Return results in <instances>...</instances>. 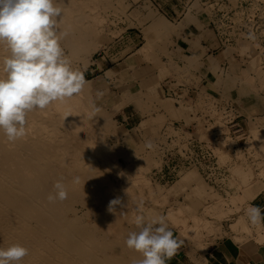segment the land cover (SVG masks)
Listing matches in <instances>:
<instances>
[{"label":"rangeland","instance_id":"rangeland-1","mask_svg":"<svg viewBox=\"0 0 264 264\" xmlns=\"http://www.w3.org/2000/svg\"><path fill=\"white\" fill-rule=\"evenodd\" d=\"M87 1L77 0L76 3L80 2L81 6L88 8L90 12L84 8L86 15H93L92 17L97 15L99 18L94 20L93 25H89L90 27L93 26V30H96V32L92 33V35H95L94 38L91 33L89 34V39H91L92 43L94 42V45L91 43L94 47H91L86 54L83 52V54H77V57H74L75 55H72L67 49H64V52L70 59L72 68L82 71L85 80L88 82L86 84L87 89L83 90L87 95L83 92L81 95H85L84 98L86 100L89 99L88 102L90 101V104L87 101L85 102L89 106L92 105L90 106L91 108L93 104L96 108H99L100 111L97 112L94 111L93 107L92 112L95 115L102 114L101 116L106 117L107 122L109 121L108 124H110L108 125V133L105 135L107 136L106 142L112 153L114 151L115 155L112 157H114V161H117L115 163L121 169L118 167L116 171L117 168L113 166L115 169L112 167L113 169L108 168L107 170L101 165L100 159H95L98 162L97 167L103 171L102 174L106 175V177L109 174L107 177L108 181L111 179L110 183L115 185L116 190L121 191L124 185L121 186L123 180H121L122 176L120 177L118 171H122L127 162L129 168L127 170L126 166L123 174H127L124 177L129 174L132 177L128 176L130 179H126L125 182L134 183L131 180L134 174H131V170L129 171L132 166L126 157H129V160L131 157L130 162L132 163L135 160L137 162V158L150 157L153 159H151L152 163L146 169L147 171H144L143 176L146 180L149 179L147 182H150L153 196L157 194L154 196L157 199L152 197L138 200L140 199L139 197L136 201L138 204L146 206L142 212L145 217V224L157 219L159 216H164L166 212L176 211L179 203L180 205L189 204L191 201V196L190 198L188 196L190 192L191 194L196 190L202 191V194L204 192V197L199 200L200 205L198 203L199 206L197 205L196 209V214L200 218L198 225L202 227L199 230L200 234L197 231L189 232L191 236L185 232L186 235L183 232L181 233L180 231L182 230L174 223L172 224L173 221L170 222L169 218H167L169 214L167 213L165 216L168 227L173 232L174 237L184 241L181 248L187 249L192 256L197 254L203 256L210 251L219 239L227 235V227L238 221V219L242 221V226H239L240 229L241 227L243 228V225L245 227L241 231L250 233L247 228V216L243 214V211L249 205L256 203L257 198L264 194V150H262L264 148L263 49L261 48L257 51V45H242L239 48L225 49L215 53L208 52L206 45L212 47L215 42L211 43L210 36L212 35L208 28L210 11L209 5H203L204 0ZM101 4L103 5L101 6ZM95 23H99L98 26ZM156 23H163L165 29L159 28L157 30ZM189 34L191 36L186 38ZM173 37L175 38L174 41L172 40ZM182 38L186 42V46L181 45ZM220 65H229V70L224 75L218 74L221 71ZM198 71H200L201 75ZM195 72L198 75L194 74ZM168 78L176 80L178 84L183 79L186 81L193 79L194 85L202 91V95L211 92L214 94L219 93L226 101L237 99L240 106L239 110L249 119L247 129L249 130L250 138L247 141V147L253 158L248 168L240 164L233 169L234 180H237L231 183V186L237 188V192L235 191L234 194L224 196L217 193L216 190H213L203 181L199 171L194 169L184 172L180 179L173 184L154 179V169H158L161 163L155 146L149 150L145 147V142L151 140L153 145H155V139L161 135L164 127L167 128L168 122L185 121L188 125L191 124L194 119L191 116L192 112L196 111L190 100L177 106L173 101L164 97V81ZM98 92H102L103 95L98 97ZM198 108L204 116H198V138L202 141L214 143V145L216 143L222 146L225 143L229 144L227 143L228 140H224V137L220 139V136H222L220 130L214 132V128H217L216 126H211L209 122H205L206 117L204 114L216 116L218 111L215 109L216 111L204 112L202 106H198ZM210 109L209 107L206 110ZM217 121L215 119L214 122ZM202 129L203 133L201 132ZM257 131L260 134L262 132L261 137L263 140L257 141L260 136V134L259 136L255 135ZM125 152L128 156H125ZM120 154L121 156H119ZM132 154L133 157L131 156ZM115 156L119 157L116 158ZM112 157L111 159H113ZM100 162L101 164H99ZM128 171L129 174L127 173ZM188 175H192V178L190 180L184 179ZM129 183H127L126 190L133 185L132 183L130 186ZM136 189L138 190V188H134L133 192L135 194L132 193L133 195H137ZM144 200L149 204L147 205ZM148 200L152 201L149 202ZM154 200L157 201L154 202ZM232 200H235V202H232ZM159 203H163L164 207ZM161 209L162 211H160ZM188 226H194L190 219L188 220ZM132 227L133 231L137 230L138 232L140 230L135 226L134 222ZM258 228L259 225L256 229L259 238L257 241L264 242V239H261L264 234L262 236ZM231 231H234L233 227ZM166 264L176 263L170 259L166 260Z\"/></svg>","mask_w":264,"mask_h":264},{"label":"bare ground","instance_id":"bare-ground-1","mask_svg":"<svg viewBox=\"0 0 264 264\" xmlns=\"http://www.w3.org/2000/svg\"><path fill=\"white\" fill-rule=\"evenodd\" d=\"M76 1L57 0V5L64 9L60 28L61 31L68 33L61 39V45L75 55L74 57L82 52L86 54L91 47H94L89 34L92 35L96 30L89 25L99 19L97 15L96 17L86 15L88 8L81 6V1L79 3ZM96 23L95 25L98 26L99 23ZM156 28L157 30L164 28V24L156 23ZM92 36L94 38L95 35ZM9 54L6 46L0 44V74H2L3 58ZM85 86L84 90L87 89V85ZM85 95H75L63 102H53L44 110L37 109L29 112L26 125L27 135L17 139L14 143L8 142L0 132V246L8 247L18 243L27 247L29 255L21 261V264H133V261L143 258L141 253L129 249L125 240L128 233L133 231L134 218L138 214L137 207L140 204L136 202L137 198L140 197L138 200L150 199L157 195L153 196L150 182H147L149 179L146 180L143 176L153 159L136 157L138 161L135 160L132 163L130 162L131 157L130 160L126 157L132 166L129 171L131 170V174H134L131 179L134 183L131 181L132 185L126 181L130 186L132 185V188L129 187L126 190L128 185L125 180L132 177L129 176V171L127 172L129 177H124L127 175L123 174L128 165L127 162L124 169L118 171L120 177L122 176L123 189L116 190L115 185L110 183L111 179L109 181L107 179L109 174L107 177L103 175V171L97 167L98 162L95 160L100 159L102 164L101 162L99 164L107 170L115 167L117 171L118 167L120 168L112 157L115 155L114 151L112 153L106 142L107 136L105 135L108 133L110 124L106 117L101 116L102 114L99 116L92 112L93 107L89 106L90 101L88 102V96V100L84 98ZM202 108L204 112L207 111L204 106ZM205 122H207L206 118ZM211 126L219 127L221 122L218 120ZM201 132L203 133V129ZM259 134L257 131L255 135L259 136ZM261 134L257 141L262 139ZM125 156L128 154L126 153ZM131 156L133 157V154ZM128 168L127 166V170ZM61 176L65 177L63 182L68 189V199L64 202L50 203L47 197L54 191V183ZM75 176L80 177V184L72 182ZM191 178L192 175H188L184 179L190 180ZM134 188L139 190L136 189L137 195H133L135 194ZM204 194L200 190L192 194L190 192L189 204L180 205L179 203L176 211L166 212L164 216L168 213L167 218L182 230H179L181 233L199 232L202 227L198 225L200 218L196 214V209ZM193 196L198 201H195ZM115 198H120L122 203L115 206V212H109L107 210L109 202ZM154 198L157 199V197ZM159 204L164 207L163 203ZM145 207L142 206L143 209ZM189 219L194 226H188ZM204 222L207 223L205 220ZM240 225L242 226V221L238 219L230 227H233V232H235L240 229ZM244 228L243 225L240 230Z\"/></svg>","mask_w":264,"mask_h":264},{"label":"clouds","instance_id":"clouds-1","mask_svg":"<svg viewBox=\"0 0 264 264\" xmlns=\"http://www.w3.org/2000/svg\"><path fill=\"white\" fill-rule=\"evenodd\" d=\"M63 13L57 0H0V44L10 53L3 58L0 74V132L10 143L27 135L29 112L80 95L88 83L82 71L72 68L61 45V39L68 35L60 28ZM248 38L255 36L249 33ZM102 95L97 93L98 97ZM93 107L100 111L94 104ZM145 147L151 150L154 145L147 140ZM64 179L61 176L54 183V191L47 197L50 203L68 199ZM72 182L80 184L81 179L75 176ZM121 203L120 198H115L107 210L115 212V206ZM142 212L140 205L134 218L140 230L129 232L125 240L129 249L142 254L143 258L133 264H166L184 241L174 237L165 216L145 224ZM245 214L253 226L264 221L258 206L249 205ZM28 255L29 249L18 243L0 246V264H21Z\"/></svg>","mask_w":264,"mask_h":264},{"label":"built area","instance_id":"built-area-1","mask_svg":"<svg viewBox=\"0 0 264 264\" xmlns=\"http://www.w3.org/2000/svg\"><path fill=\"white\" fill-rule=\"evenodd\" d=\"M203 5H209L208 28L212 35L211 43L215 42L212 47L206 45L208 52L215 53L242 45H257V51L261 48L264 51V0H204ZM249 33L254 34L255 39H249ZM220 69L218 74L224 75L229 65H221ZM194 74L198 75L197 72ZM164 82L165 98L177 106L190 100L196 111L192 112L194 119L191 124L185 121L168 122L167 128L164 127L161 135L155 139L154 146L161 164L154 169V179L173 184L184 172L194 169L217 193L224 196L234 194L237 188L231 183L237 180H234L233 169L239 164L249 167L253 158L247 147L249 119L239 110L237 99L226 101L219 93L211 92L202 95L193 79H183L178 84L176 80L168 78ZM198 106L210 107L208 112L218 111L216 116L206 114V121L213 124L218 119L221 126L214 128V132L220 130V139L224 137L229 144L214 145L198 138V116L204 117ZM215 137L217 139V135Z\"/></svg>","mask_w":264,"mask_h":264},{"label":"crops","instance_id":"crops-1","mask_svg":"<svg viewBox=\"0 0 264 264\" xmlns=\"http://www.w3.org/2000/svg\"><path fill=\"white\" fill-rule=\"evenodd\" d=\"M190 36L189 34L186 38ZM172 40L174 41L175 38L173 37ZM181 45L186 46L184 39ZM251 205L260 207L262 213H264V194H261L256 203ZM245 211H243V214H245ZM257 227L258 225L253 226L248 221L247 228L250 233H247L242 232L240 229L232 232L230 226H228L227 235L219 239L213 245V248L203 256L199 254L192 256L187 249L181 248L171 260L176 264H198L200 261H202L200 264H264V242L257 241ZM258 230L263 233L264 221L261 222Z\"/></svg>","mask_w":264,"mask_h":264}]
</instances>
